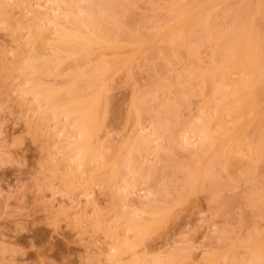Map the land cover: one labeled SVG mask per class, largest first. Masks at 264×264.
<instances>
[{
    "label": "rangeland",
    "instance_id": "374dc122",
    "mask_svg": "<svg viewBox=\"0 0 264 264\" xmlns=\"http://www.w3.org/2000/svg\"><path fill=\"white\" fill-rule=\"evenodd\" d=\"M139 1L132 5L134 19L141 18L138 26L145 25L142 29L146 28L148 35L156 34L161 29L156 27L169 16L168 3L173 2ZM45 7V0H0V14L8 9L10 21H15L16 26L9 24L16 29L17 21L21 22L20 35L24 37L20 41L24 42L22 38H27L35 20L32 18L36 14L44 17ZM0 24V264H170L173 260L176 264H205L212 252L229 245L233 246L229 260L250 264L252 250L246 245L264 239V137L255 136L249 155L236 152L231 158L227 154L234 160L230 169L225 168V157L217 156L219 151L211 154L212 149L207 150L197 141L192 127L199 122L201 112L213 104L211 93L203 88L201 79L195 78L197 74L193 76L197 71L215 69L210 43L203 44L197 38L204 27L196 25L199 36L187 37L190 45L198 49L195 54H189L186 45L178 46V59L167 58L171 62L165 63L163 53L158 51L160 59H156L150 49L152 53L136 54L130 65L118 68L104 81L108 87L103 106L108 102L106 109L102 107L94 137L98 150L94 164L108 161L109 165L96 171H86L82 166L73 172L70 166L79 164V156L75 155L78 149L68 141H74L77 134L73 127L65 130L64 116L61 121L49 113L48 117L41 115L48 122H42L43 118L40 122V114L32 110V96L20 93L21 78L14 70L22 42L13 37L14 29H8L9 24H5L8 28ZM147 25L155 27V31H149L153 28ZM162 41L158 44L164 46L166 42L162 45ZM75 59L62 60L56 75L72 73L75 65L70 66L80 61ZM161 62L166 66L169 63L170 71L163 66L169 72L157 71L155 66L162 67ZM85 65L81 68L87 69ZM62 75H48L43 80L47 85L61 87L65 84ZM154 81L171 84L172 89L162 92L158 100L171 105L175 112L172 110L174 115L166 119L168 112L162 110L156 119L166 123L168 130L165 124L162 132L167 131L159 133L161 136L153 139L152 146L161 144L164 152L151 147L146 156H134L135 161L146 164L142 166L147 171L157 167L159 174L155 166L153 170L158 182L155 178L151 179L154 182L141 181L130 189L127 181L131 176L115 158L129 157L127 144L139 132L130 106L137 93L152 91ZM38 119V126L50 124L47 127L51 132L44 133L42 129L44 134L36 133L31 124L39 123ZM151 125L150 115L143 116L140 131H149ZM248 133L254 136V127H249ZM51 134L56 136L49 138ZM171 134L177 139L173 150L168 149ZM211 155L212 160L205 162ZM117 168L123 170L120 175L115 172ZM138 221L147 225L143 235L136 232L138 223L133 222ZM216 264H225V260L218 258Z\"/></svg>",
    "mask_w": 264,
    "mask_h": 264
},
{
    "label": "bare ground",
    "instance_id": "6f19581e",
    "mask_svg": "<svg viewBox=\"0 0 264 264\" xmlns=\"http://www.w3.org/2000/svg\"><path fill=\"white\" fill-rule=\"evenodd\" d=\"M131 1L132 3L135 1L134 4ZM131 1L45 0L46 7L45 11L43 10L45 15L39 18L40 16L36 14V18H32L35 20L31 22L30 30L28 28L30 33L27 34L29 37L22 38L26 40L25 42L20 41L21 37H24L20 33L22 30L20 28L21 22L17 21L16 29L13 28L9 23L12 22L15 26L16 23L15 21H10L8 9H5L6 11L0 14V23L3 22L7 28L10 26L8 29L12 28L10 29L11 31L14 29L12 33H15V35L13 37H16L20 44L21 42L23 44V46L22 44L20 45L21 49L16 54L17 58L15 59L17 61L14 67L15 72H17L16 76L21 78V82L19 80V85L20 87L22 86L20 93L23 96H32V110H35L38 115L47 116L51 113L52 116L54 115L53 118L61 121L62 116H64L66 118L65 130L68 129L67 127H70L71 130L73 127L72 131H75L73 133L79 136L76 135L78 138L75 136L74 141H68L72 142L71 144L75 150L78 149L75 151V155L78 154L77 156H79V158L76 156V159H79V162H77L79 163L78 167L76 164L71 165V171L76 172L79 167L81 170L82 166L86 168V171L98 170L99 167L102 168L109 165L108 161L98 162L99 165L94 164L98 151L94 146V137L97 132L102 107L107 106L108 102L105 100L107 102L103 106V100L107 98L105 87H108V82L105 84L104 81H108L110 76H112L111 74L114 75L118 68L121 70L126 67L125 65H130V62L139 53L143 55L144 52L153 50V54L157 55V57L152 55L154 58L160 59L158 54L161 52L163 53V57L160 55L161 59L165 56L166 59L171 58L172 61L175 56L176 59L179 57V55H176L178 52L177 48L186 45L189 54H195L198 49L190 45L187 37L192 34H196L194 36L198 35L195 27L199 24L198 26L204 27V29L202 28L203 31H201L204 34L200 33L201 37L197 38L199 41L201 39L203 44L210 43L212 50L211 61L215 64V69L213 71H197V73H193V76L195 77L194 74H197L198 76L195 78L197 80L201 79L203 88L212 95L213 104L201 112L199 122L192 128L198 139L197 141L206 146L207 150L208 148L212 149L213 152L210 151L211 154L219 151L217 156L225 157L224 160L219 159L220 162L223 160L225 168L230 169L232 164H234V160H231L234 153L251 154L255 136L264 137V0H235V2L234 0H171L173 2L171 4L170 0H168V9L165 7L169 15L166 16L168 18L164 17V20H166L160 22L163 26L158 22L161 27L156 23L153 24L158 26L156 28H161L162 32L159 33L161 29L155 31V27L147 25L153 28L149 29V31L156 32V34L151 32L152 35H148L150 32L148 33L146 28L142 29L145 25L142 24V27L138 26L140 23L137 21L141 18H136L137 20H135L134 15H132L133 12L135 13L132 10V5L140 3V1ZM133 19L135 26L137 22V27L134 26ZM145 20L147 21V18ZM5 24H9V26ZM162 40L166 43L168 40L169 43L166 44L164 42V45ZM160 41H162L164 46L158 44L161 43ZM67 58H76L82 61H77L78 64L74 62L75 64L73 63L70 66L75 65L72 67L74 69H72V73L69 71L64 72L63 75L57 74L64 77L65 84H62L63 86L47 85L43 80L44 77L48 75L57 76L56 73H59L58 69L62 65L60 63H64L62 60ZM168 59L163 62H171ZM165 63H163L162 67L159 64L162 69L158 68V64L155 66L161 74L170 71L169 63L167 66ZM80 64H86L85 67L87 66V69L81 68ZM164 64L169 71L164 70L166 68ZM122 65H124L123 68H121ZM76 66L81 68V70L78 67L74 68ZM159 69L161 70L159 71ZM163 70L164 72H161ZM193 76L190 75L192 79H194ZM161 80L164 79L161 78ZM83 83L85 86H83ZM152 85L154 88L149 94L137 93L136 97L134 96L135 99L133 97L132 108L130 106L132 113L134 112L136 115L139 132L135 139L131 143L129 142L130 145L129 143L127 144L129 157L123 160H120L119 157L115 158V162L117 164L121 163L127 174L131 176L130 181H127V186H129L127 188L130 189L131 187L134 188L137 183H143L141 181L149 183L151 179H156V171L159 174V170L156 169L155 165L154 167L147 164L148 166H153L156 170H153L152 167L147 171L143 167L146 164L138 163L134 160V156L135 154L146 156L145 154H149L151 147L158 153L164 152L163 145L156 144V146H152L156 140L155 138H158L160 134L162 135L168 130L166 123L156 119L158 114L163 113L164 110V113L168 112L166 119L170 117L168 115L172 114L171 116H173L175 112L171 105H163L158 100L162 92L165 93L171 88V84L154 81ZM147 100L149 103L152 102V104L149 105ZM147 114L151 117L152 127L147 132H144L145 130L140 131L142 129L141 120ZM162 115L165 116L164 114ZM44 117H39L40 122L42 118V122H48L45 121L47 117ZM39 119L37 120L38 122ZM60 120L58 123H60ZM40 122L36 123L37 126H35V122V125L31 124L35 127L34 129L30 126L31 129L33 128L36 133L38 131L40 134L43 133L42 129L46 130L44 133H47V131L51 132V130H48L51 127L50 124L46 125L47 123H44L46 127L49 126L46 128L42 123L38 126ZM58 123L56 122L55 124ZM165 124L166 128L164 127ZM41 126H44L45 129L44 127L41 128ZM249 127H254V136L248 133ZM164 128L167 130L162 132ZM52 135L54 134H51L49 138H53ZM171 135L173 137L170 136L171 139L168 138V141H171L169 143L171 146L168 149L172 147L173 150L177 139L176 137L174 138L173 134ZM55 140L57 142V139ZM225 154L231 156L230 160L228 159L230 156H225ZM212 156L210 158L207 157L208 159L205 162L209 159L212 160ZM214 156L216 157V155ZM207 164L204 163V165ZM119 170L117 168L115 172L120 175L123 170L121 172ZM157 179L155 183L156 181L158 182ZM151 182H154V180H151ZM110 187L112 188V186ZM229 203L227 202V204ZM133 223H138L136 226L134 225L138 229L136 232H140L139 234L143 235L147 225L139 221ZM224 232L220 233L224 235ZM221 239L227 238L222 236ZM246 246L252 250L250 264H264V239H261V241L259 239L254 240ZM232 247L229 245L225 249L212 252L207 257L205 264H216L218 258L224 259L225 264H239L236 263L238 261H235L234 258L229 260L233 250ZM173 263L174 260L170 264Z\"/></svg>",
    "mask_w": 264,
    "mask_h": 264
}]
</instances>
